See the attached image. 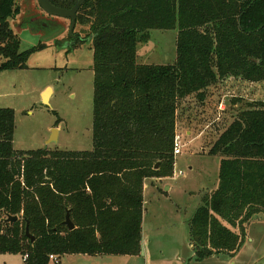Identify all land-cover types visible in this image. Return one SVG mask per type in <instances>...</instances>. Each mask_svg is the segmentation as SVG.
<instances>
[{
  "label": "trees",
  "instance_id": "1",
  "mask_svg": "<svg viewBox=\"0 0 264 264\" xmlns=\"http://www.w3.org/2000/svg\"><path fill=\"white\" fill-rule=\"evenodd\" d=\"M50 1L72 8L78 0ZM30 2L39 5L0 0V71L27 67L31 51L20 50L12 22ZM77 22L88 31L76 41L94 51L92 149H16L15 110L0 107V254H28L26 264H48L50 255L140 256L144 183L173 175L180 104L205 105L228 77L264 82V0H87ZM170 29L176 61L139 63V43ZM210 154L220 157L219 184L189 223L197 261L235 256L246 225L264 213V101L242 102Z\"/></svg>",
  "mask_w": 264,
  "mask_h": 264
},
{
  "label": "rangeland",
  "instance_id": "2",
  "mask_svg": "<svg viewBox=\"0 0 264 264\" xmlns=\"http://www.w3.org/2000/svg\"><path fill=\"white\" fill-rule=\"evenodd\" d=\"M38 6L30 2L25 6L26 14L12 22V28L21 40L20 50L31 51L27 67L0 71V107L15 110L14 147L19 150H91L94 107L92 45L89 41L71 39L68 30L71 21L68 19H64L65 26L59 27L66 30L46 41L45 37L59 28L42 22L43 17L52 16ZM87 31L86 26L77 22L74 33L85 37ZM176 36L177 29L153 31L150 40L139 43L138 62L174 63L177 59ZM238 81V77H228L211 87L205 105L191 99L179 106L176 136L180 137L181 153L174 154V140L173 175L160 183V190L151 186L152 178L146 179L145 234L150 237L153 264H162L164 257L176 251L186 252L190 220L202 203L203 195L219 184L220 157L210 154L213 143L231 124L242 102L264 101V82L243 84ZM49 87L52 89L50 103L46 104L43 93ZM54 128L58 129L55 143L50 141ZM161 165L159 163V167ZM168 184L171 186L169 190L166 189ZM260 217L254 216V221L246 225L254 241L243 247L233 264H264V218ZM23 256L0 254V264H24ZM136 261L141 260L126 256L64 255L59 263L51 260L48 264H141ZM192 264L232 262L211 258L202 262L194 260Z\"/></svg>",
  "mask_w": 264,
  "mask_h": 264
},
{
  "label": "crops",
  "instance_id": "3",
  "mask_svg": "<svg viewBox=\"0 0 264 264\" xmlns=\"http://www.w3.org/2000/svg\"><path fill=\"white\" fill-rule=\"evenodd\" d=\"M230 78L233 79V77H230ZM238 80H239L238 82L242 81L243 84H245V83H257V82H249V81L243 80L240 77H238ZM166 179H167V177H163L160 179L159 178L158 179L152 178L151 186L160 190L161 189L160 183H162ZM166 189L167 190L171 189V186L169 184L166 185ZM147 190H148L147 180H145V183H144L143 239H142V247L144 249V254L143 255L141 254L140 256H126V257H130V258H136V260H141V261H136V262H141V264H153L152 250L150 249V237L148 236L147 233L145 234V229H146L145 228V221H146V212H147V206H146L147 205V195H146ZM214 190H210L209 192H212ZM256 215L257 216L259 215V218H262L260 216H263V218H264V213H258ZM252 220H253V218H252ZM237 231H239V229ZM246 240L247 241L242 245L241 249L239 250V252L234 257H228L227 255H218V256L214 255V256H211L207 259L223 258V259H226L228 261H231L233 264L237 260L238 254H240V251L243 249V247H245L249 242L254 241L253 237L251 235H249L248 230H246ZM84 256H89V255H84ZM90 257H94V256H90ZM105 257H112V256H102V257H95V258H105ZM116 257H118V256H116ZM99 260L101 261V259H99ZM194 260H195L194 259V246L191 242L190 231H189V243H188V248L186 249V252L185 251L184 252L183 251H176L173 255L164 257L161 260V262L163 261L162 264H192V262H194ZM233 260H235V261H233ZM158 261H160V260H158Z\"/></svg>",
  "mask_w": 264,
  "mask_h": 264
},
{
  "label": "water",
  "instance_id": "4",
  "mask_svg": "<svg viewBox=\"0 0 264 264\" xmlns=\"http://www.w3.org/2000/svg\"><path fill=\"white\" fill-rule=\"evenodd\" d=\"M87 0H78L76 4L72 8H63V7H58L54 5L50 0H38L39 6L42 8V10L53 17H58L62 19H68L71 21L70 27H69V34L72 38H76V35L74 34V30L77 24V14L81 8V6L86 2ZM66 30L65 27H61L58 30L54 31L47 37H45L46 41L54 39L61 35L64 31ZM51 88L49 87L44 93H43V101L46 104L50 103V93H51ZM57 132L58 129L54 128L53 129V135L50 139L51 142L55 143L57 141ZM159 167V163L156 164L155 168L157 169ZM7 221L13 223L14 221L18 220V216H12L8 215L6 218ZM65 224L68 226L70 230H73L75 228V224L71 220L70 214L67 213ZM26 235L31 239L32 242L35 241V236L30 233L29 230V225L26 227ZM141 254H144V249L142 247Z\"/></svg>",
  "mask_w": 264,
  "mask_h": 264
},
{
  "label": "built area",
  "instance_id": "5",
  "mask_svg": "<svg viewBox=\"0 0 264 264\" xmlns=\"http://www.w3.org/2000/svg\"><path fill=\"white\" fill-rule=\"evenodd\" d=\"M179 138H180L179 135H177L175 137L176 145H175V148H174V154H176V155L181 153V148L179 146ZM28 258H29V255L28 254H25L23 256V262H24V264H26V261L28 260ZM50 259L53 262H55V263H59L60 262V258L57 255H50Z\"/></svg>",
  "mask_w": 264,
  "mask_h": 264
},
{
  "label": "flooded vegetation",
  "instance_id": "6",
  "mask_svg": "<svg viewBox=\"0 0 264 264\" xmlns=\"http://www.w3.org/2000/svg\"><path fill=\"white\" fill-rule=\"evenodd\" d=\"M52 17H53V16H52ZM42 22H44V21H42ZM45 23H46V22H45ZM47 24H48V23H47ZM48 26H49V25H46V27H48ZM68 30H69V29H68ZM74 34L76 35V38H77V37H78L77 34H76V33H74ZM69 36H70V34H69ZM70 37H71V36H70ZM76 38H75V41H76ZM71 39L74 40V38H72V37H71Z\"/></svg>",
  "mask_w": 264,
  "mask_h": 264
}]
</instances>
